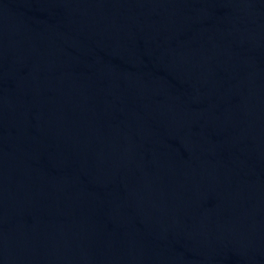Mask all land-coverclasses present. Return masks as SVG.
<instances>
[{"label":"water","instance_id":"obj_1","mask_svg":"<svg viewBox=\"0 0 264 264\" xmlns=\"http://www.w3.org/2000/svg\"><path fill=\"white\" fill-rule=\"evenodd\" d=\"M0 264H264V0H0Z\"/></svg>","mask_w":264,"mask_h":264}]
</instances>
